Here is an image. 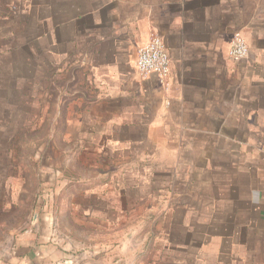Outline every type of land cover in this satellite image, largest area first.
Listing matches in <instances>:
<instances>
[{
	"label": "crops",
	"instance_id": "1",
	"mask_svg": "<svg viewBox=\"0 0 264 264\" xmlns=\"http://www.w3.org/2000/svg\"><path fill=\"white\" fill-rule=\"evenodd\" d=\"M28 1L30 33L19 46H34L44 35L56 80L79 58L88 82L76 96L93 105L95 119L111 121L110 138L144 147L163 131L181 174L190 175L191 185L208 186L192 188L205 204L188 211L178 203L174 214L183 217L177 223L182 234L169 230L158 246L176 252L162 255L166 264H264V0H37L44 2L40 20L33 18L36 0ZM7 3L0 0L2 22L12 15ZM237 32L249 46L248 57L238 62L230 57ZM154 35L171 57L167 77L145 76L137 68L138 49ZM12 36L5 39L15 46L21 35ZM187 165L190 173L181 171ZM46 237L39 229L20 236L0 264L77 260ZM197 247H214L218 256L211 262L192 252ZM232 247L243 248L242 254ZM225 249L227 256L219 257ZM100 257L83 264L136 262Z\"/></svg>",
	"mask_w": 264,
	"mask_h": 264
},
{
	"label": "rangeland",
	"instance_id": "2",
	"mask_svg": "<svg viewBox=\"0 0 264 264\" xmlns=\"http://www.w3.org/2000/svg\"><path fill=\"white\" fill-rule=\"evenodd\" d=\"M7 1L12 15L0 21V257L9 256L20 236L39 229L70 258L85 259L82 264L111 254L124 262L130 257L135 264H166L162 255L176 252L158 246L169 230L182 234L177 223L183 217L174 214L178 203L196 209L203 198L192 195V188L208 186L203 180L191 185L190 175L181 174L163 131L144 147L129 138L113 141L111 121L95 119L93 105L79 103L78 86L88 82L77 67L79 58L63 79L52 77L56 68L47 63L44 35L34 46H19L30 33L29 1ZM41 4L34 7V19H41ZM13 31L21 35L15 46L5 39ZM185 167L181 171L190 173ZM200 247L192 252L214 262L218 250ZM231 250L240 256L243 248Z\"/></svg>",
	"mask_w": 264,
	"mask_h": 264
},
{
	"label": "built area",
	"instance_id": "3",
	"mask_svg": "<svg viewBox=\"0 0 264 264\" xmlns=\"http://www.w3.org/2000/svg\"><path fill=\"white\" fill-rule=\"evenodd\" d=\"M249 46L243 35L237 32L233 38L230 56L235 61L247 58ZM137 68L143 75L167 77L171 71V57L163 39L154 35L146 45L138 49Z\"/></svg>",
	"mask_w": 264,
	"mask_h": 264
}]
</instances>
